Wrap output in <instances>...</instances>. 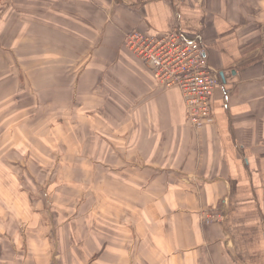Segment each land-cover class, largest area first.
Returning <instances> with one entry per match:
<instances>
[{"label":"crops","instance_id":"crops-1","mask_svg":"<svg viewBox=\"0 0 264 264\" xmlns=\"http://www.w3.org/2000/svg\"><path fill=\"white\" fill-rule=\"evenodd\" d=\"M57 1L45 2L46 32L58 27L52 16L72 18L77 6L72 12L98 23L108 8L127 29L201 34L222 87L196 127L178 89H163L137 60L132 67L120 58L122 39L103 38L94 26L79 34L64 27L58 34H72L78 47L70 50L46 37L37 71L64 64L72 74L51 82L79 84L82 92L88 84L95 100L110 105L95 106L94 120L63 124L67 168L57 189L38 181L46 159L30 156L29 170L21 160L6 162L24 149L7 129L0 146V264H264V0H73L71 8ZM29 37L43 39L37 30ZM85 72L94 75L88 83ZM42 141L47 145L36 144Z\"/></svg>","mask_w":264,"mask_h":264},{"label":"rangeland","instance_id":"rangeland-1","mask_svg":"<svg viewBox=\"0 0 264 264\" xmlns=\"http://www.w3.org/2000/svg\"><path fill=\"white\" fill-rule=\"evenodd\" d=\"M39 1L42 2L43 0ZM72 1L73 0H60V3H58V1L57 3L58 5L71 8ZM85 6L88 7V5ZM95 6L103 10L105 8L104 6L100 7V4L97 3ZM28 7H32L33 10ZM89 8L93 10L92 7ZM45 9L46 8L42 7V5L37 4L36 0L33 2L32 0H0V146L3 144L1 141H8L6 135L8 133L7 129H9L12 134L11 137H16L21 141L24 149L21 150L20 159L6 157V162L8 163V161H11L19 164V160H21L22 169L29 170L31 166L30 156L33 158H37L38 156L46 159L48 164L45 166L44 172L36 174L38 181L43 180L44 185L49 181L50 186L57 189L60 188L63 182L61 180V174L64 169L67 168L65 166L66 161L61 158L63 154L67 155L64 151V145L61 139V136L66 134V130H64L66 127H64L63 124L77 123L79 121L78 118H85L86 121L94 120L95 106H108L110 105V101L98 95L99 98L95 100V94H93L94 88L90 87L88 84L84 85L85 89L84 92H82L79 88V84L51 82L53 77L60 79L64 75L70 76L72 74L67 67H64V64L55 65L52 69L43 74L38 72L37 68H35V64L37 60L43 59V57L38 56V54L40 51L41 54H45L44 47L46 45V37H48L51 42L58 41L60 45L64 44L66 48L75 50L78 49V47L72 43L71 38H68L73 36L72 34L67 35V37L59 35L62 34L64 27L70 28V31L75 34H79V32H81L80 29H83L85 26H94L95 32L98 34L100 30L103 34V38L110 33V35L113 36V40L117 41L118 38L122 39L121 48L119 50L122 60H132V67L137 60L140 63L139 65L137 64L138 66L143 69L145 67L150 72L149 68L132 53L133 51L130 48V44L126 43V36L133 32H138L149 37H156L160 34L153 35L136 28L127 29V26H119L117 21L110 17L108 8L104 10L107 14V20L103 18L100 23L92 21L89 17H81L80 13L72 12L78 11L77 6L72 8V11H69L68 15L72 18L61 19L52 16L50 22H54L55 26L58 27L54 32L50 33L46 32V28L51 26L46 19L50 11L47 12ZM53 13H57V11L53 10ZM35 30L41 31L43 37L41 41L30 40L29 36ZM18 31L22 33H18ZM100 46L101 56L105 57L107 48L104 47L103 41L100 43ZM54 49H56V47H53V50ZM62 54L65 55L63 51H59L58 55ZM87 59L85 61H87ZM125 67L131 70L130 67ZM19 72H22L25 79L31 82L19 81V79L23 78L21 74H18ZM104 72L105 71L102 70V73ZM150 74L152 75L151 72ZM16 75L19 76L18 79ZM85 76H87L86 79H84L86 80L85 83H88L87 81L94 78L93 73L89 72H85ZM42 79L47 81L43 82ZM159 86L166 89L161 85ZM79 95L82 96L79 97ZM17 126H21L24 129L14 136V132L12 131L13 128ZM39 132L42 134H38ZM36 139L39 141L45 139L47 145H45L44 141H42L43 146L36 144ZM31 147H33L32 150H30ZM70 147V154L73 155L74 152L72 151L74 148L72 146ZM84 150L86 153H89L85 146L83 147V151ZM19 153L20 151H10L8 155L18 156ZM89 154L93 156V154ZM75 181L81 184L80 179L76 178ZM89 181L92 186L91 180ZM84 184L88 185L87 183ZM56 189L54 192L57 191ZM59 197L62 198L61 196ZM72 197L74 198L75 195ZM74 201L78 202L79 198L76 197ZM89 203H92V201ZM260 219L261 223H263L264 218L261 216ZM81 233L84 235L83 232ZM87 244L90 247L93 246L92 240ZM61 248L63 254L68 252L66 243Z\"/></svg>","mask_w":264,"mask_h":264},{"label":"built area","instance_id":"built-area-1","mask_svg":"<svg viewBox=\"0 0 264 264\" xmlns=\"http://www.w3.org/2000/svg\"><path fill=\"white\" fill-rule=\"evenodd\" d=\"M126 43L149 68L157 84L180 91L188 122L202 125L211 112L212 94L222 83L209 67L201 34L187 38L174 29L149 37L133 32L126 36Z\"/></svg>","mask_w":264,"mask_h":264},{"label":"trees","instance_id":"trees-1","mask_svg":"<svg viewBox=\"0 0 264 264\" xmlns=\"http://www.w3.org/2000/svg\"><path fill=\"white\" fill-rule=\"evenodd\" d=\"M45 2H46V0H43L42 2H39L38 4H40V5H42V7H44L45 8ZM29 9H31V10H33L32 9V7H28Z\"/></svg>","mask_w":264,"mask_h":264}]
</instances>
